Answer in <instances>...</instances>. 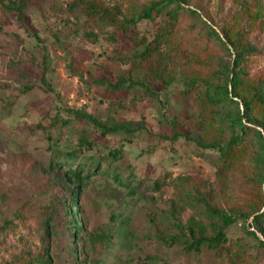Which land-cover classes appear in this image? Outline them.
<instances>
[{
	"label": "rangeland",
	"instance_id": "rangeland-1",
	"mask_svg": "<svg viewBox=\"0 0 264 264\" xmlns=\"http://www.w3.org/2000/svg\"><path fill=\"white\" fill-rule=\"evenodd\" d=\"M0 1L23 11L20 22L0 6V264H264V247L246 233L263 211L261 129L245 123L246 135L238 127L240 143L222 162L241 105L204 100L206 86L225 83L242 49L250 54L243 55L241 94L250 97L264 81V0H183L135 24L130 17L167 0ZM164 32L171 43L151 50ZM120 79L156 96L142 87L108 89ZM83 114L144 130L102 135ZM114 150L119 160L109 157ZM67 154L85 168L98 162L77 213ZM105 171L131 181L134 193ZM156 180L166 181L158 192ZM197 191L211 206L248 217L228 229L218 251L188 253L170 240L188 221L210 222L193 200ZM73 221L83 225L78 240ZM260 228L264 241V222Z\"/></svg>",
	"mask_w": 264,
	"mask_h": 264
},
{
	"label": "trees",
	"instance_id": "trees-1",
	"mask_svg": "<svg viewBox=\"0 0 264 264\" xmlns=\"http://www.w3.org/2000/svg\"><path fill=\"white\" fill-rule=\"evenodd\" d=\"M183 0H167L166 2L160 1L153 3L148 8L143 9L138 15H135L130 17L131 19L128 20L130 24H135L136 22L142 21V20H153L160 16L163 11L168 7L169 4H180L183 3ZM1 8L5 11V13L9 15H15L18 21H23V11H22V5L16 3L15 1H9L6 4H3L0 1ZM170 33L166 34L164 32L163 34L157 35L155 39L152 41V44H154L151 48V50H155L158 47L167 45L171 43V39L169 38ZM217 38L220 40V38L217 36ZM227 42L230 45H234V41L227 35L226 33ZM224 45V44H223ZM151 47V46H150ZM144 49L138 56L139 58H143L145 55L148 56V48ZM249 50L242 49L239 53L236 54V57L234 58L232 62V67L229 71V75L226 76L225 83L221 86H215V88H212L211 86H206V90L204 92L205 102H208L209 105L212 107H217L219 105L225 104V103H233L238 104V101L241 105V111L238 109L236 116L233 118L231 126L232 129L230 138L226 144V149L223 150L222 154V162H226V158L231 154V152L234 150L239 143H240V137L239 134L237 135V129L238 127L243 128V132L246 133V127L244 126L245 123L247 124H254L257 127H259L261 130L257 131V137L259 142L261 143V155L262 160H264V119L259 120L256 117H254V112L256 109L259 110L264 115V97H263V87H264V81L257 83L250 91V97L243 96L241 94V89L243 85L242 80V73H243V55H248ZM138 58V57H136ZM158 79L162 81V77L158 76ZM41 81L43 83L44 79L42 78ZM133 87H142L146 91L147 94L155 97L156 95L150 90V88L146 85H143L141 83L128 81L124 79H120L114 84H108V89L112 91H118V90H129ZM31 89V86H28L24 89V91H29ZM82 118L86 119L87 122L91 123L95 128L100 130L102 135H122L126 138L132 137V135L140 130H144L143 126H136L132 122H126V123H116L113 125H106L103 123H100L96 119L81 115ZM185 140H192L191 138L184 136ZM129 141V140H128ZM196 144L202 148V149H218L219 151L222 150L219 148L216 144H203L200 141H196ZM121 155V150H114L113 152L109 153V157L112 158V160H119ZM66 160L64 162H67L68 164L64 165L65 168V174L69 176V180L73 181L74 183V200L72 202V208L75 209V213L78 212V205L76 204L77 196L81 192V187H86L93 177L96 174V170L98 162L90 163L86 168L80 165V163L77 162L76 157L71 154H67ZM57 162H60L59 160ZM58 167V164H57ZM99 172V171H98ZM105 176L111 178L112 183L116 184L117 186L121 188H125L129 194H133L135 191V188L133 187V183L130 182H124L123 178L118 175L117 173H109V171H105ZM174 180L183 181L182 178H177ZM166 181H159L156 180L153 182L151 189L154 192H158L160 188L165 185ZM176 185H180L179 183H176ZM182 186V185H180ZM189 197V195H188ZM198 206H202L204 209V214L209 219L208 224L188 221L186 226H180L179 228V234L177 236L171 237L170 240L174 244H178L184 248V250L188 253L195 252L199 253L203 249L208 250H215L218 251L221 249L227 242H228V229L234 225L236 222H238L240 219H247L245 218V215H237L236 213H227L223 210H220L218 208H215L210 205V203L204 199V197L199 195V192H196V198L193 199ZM257 202H259V205L261 206V209L263 211H257L254 215H252V222L251 227L253 228L252 231L246 230V233H248L253 239H255L258 243L259 247H264V241L259 240L257 237V233L261 232L260 226L262 225V222H264V196L259 195ZM249 215V214H248ZM83 233V225L80 221H73V230H72V239L77 237V240L81 238V234ZM34 264H51V261L49 258H37L33 262Z\"/></svg>",
	"mask_w": 264,
	"mask_h": 264
}]
</instances>
